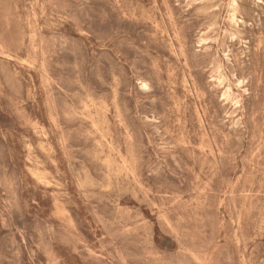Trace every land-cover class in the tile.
I'll return each instance as SVG.
<instances>
[{
	"label": "rangeland",
	"instance_id": "374dc122",
	"mask_svg": "<svg viewBox=\"0 0 264 264\" xmlns=\"http://www.w3.org/2000/svg\"><path fill=\"white\" fill-rule=\"evenodd\" d=\"M0 264H264V0H0Z\"/></svg>",
	"mask_w": 264,
	"mask_h": 264
},
{
	"label": "bare ground",
	"instance_id": "6f19581e",
	"mask_svg": "<svg viewBox=\"0 0 264 264\" xmlns=\"http://www.w3.org/2000/svg\"><path fill=\"white\" fill-rule=\"evenodd\" d=\"M43 44H44V42H43Z\"/></svg>",
	"mask_w": 264,
	"mask_h": 264
}]
</instances>
